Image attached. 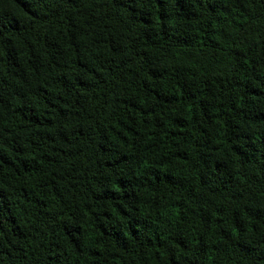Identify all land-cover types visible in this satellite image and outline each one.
Wrapping results in <instances>:
<instances>
[{
    "label": "trees",
    "instance_id": "trees-1",
    "mask_svg": "<svg viewBox=\"0 0 264 264\" xmlns=\"http://www.w3.org/2000/svg\"><path fill=\"white\" fill-rule=\"evenodd\" d=\"M0 264H264V0H0Z\"/></svg>",
    "mask_w": 264,
    "mask_h": 264
}]
</instances>
